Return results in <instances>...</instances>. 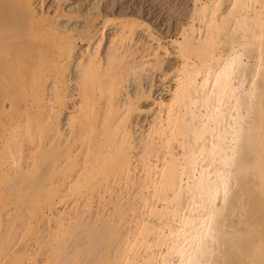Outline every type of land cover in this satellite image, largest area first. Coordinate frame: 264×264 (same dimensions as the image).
<instances>
[{
    "label": "bare ground",
    "instance_id": "bare-ground-1",
    "mask_svg": "<svg viewBox=\"0 0 264 264\" xmlns=\"http://www.w3.org/2000/svg\"><path fill=\"white\" fill-rule=\"evenodd\" d=\"M61 1L67 0L53 10L43 7L44 0H7L14 7L0 8V264H166L173 259L165 241L180 233V222L172 218L170 193L181 190L180 175L188 188V124L194 118L210 122L203 101L216 82L207 73L233 48L242 53L241 79L249 81L241 87L252 94L237 92L230 100L240 115L227 135L235 148L228 153L234 157L233 175L213 230L230 259L260 264L262 0L192 1L191 19L171 40L181 63L172 73L162 71L172 74L168 97L155 95L153 83L142 86L143 75L161 69L162 57L172 53L154 30H144L147 21L110 14L98 5L82 13L83 25L70 27L59 20L74 16L59 9ZM140 33L153 44L141 42ZM174 73L181 78L179 92ZM131 76L138 77L140 90L122 95ZM218 170L223 165L208 166L205 183L215 180Z\"/></svg>",
    "mask_w": 264,
    "mask_h": 264
},
{
    "label": "snow or ice",
    "instance_id": "snow-or-ice-1",
    "mask_svg": "<svg viewBox=\"0 0 264 264\" xmlns=\"http://www.w3.org/2000/svg\"><path fill=\"white\" fill-rule=\"evenodd\" d=\"M145 8L154 7L157 11L163 10L166 14L176 17L180 12L178 0H144ZM14 7L13 4L3 2L0 8L5 11ZM233 8L236 5H232ZM242 7L251 10V5ZM262 16H264V0L260 4ZM39 11V5H37ZM141 20L144 17H140ZM145 31L152 32L154 26L151 21L143 24ZM179 52V48L176 49ZM243 69L242 53L239 49L233 50L218 64L215 69H209L207 75L215 80L212 94L205 92L203 103L208 105V111L211 116L208 118L209 123H202L197 119L189 122L187 135L189 143L186 146L187 155L185 157L188 177V188H183L184 178L179 176L181 190L179 192L173 188L170 195L173 197V220H179L180 233L183 239L177 241L173 233V238L166 239L165 247L171 251L173 259L166 261V264H245L243 261L230 259L221 249L218 243L217 234L213 230L214 222L221 216L222 202L227 199L229 186L233 173L229 152H234L235 148L229 145L227 135L228 129L233 127V122H239L240 115L238 109H234L230 103L231 98L237 92L241 95L250 96L252 93L245 92L241 87L249 81L241 79ZM179 71V69L177 70ZM176 80V88L179 92L181 78L173 74ZM251 85L255 87V79H252ZM239 104V101H238ZM226 105L227 111H221V106ZM231 114V115H230ZM211 137V147L206 148L209 144L208 137ZM235 141H233V144ZM262 149H264V132H262ZM213 164L223 165V170L215 172L216 179H209L205 183L203 172ZM199 170L200 176L195 173ZM199 181V183H198ZM199 192L197 198L196 192ZM264 191V189H262ZM191 229L189 231L188 229ZM264 264V259L260 261Z\"/></svg>",
    "mask_w": 264,
    "mask_h": 264
},
{
    "label": "rangeland",
    "instance_id": "rangeland-1",
    "mask_svg": "<svg viewBox=\"0 0 264 264\" xmlns=\"http://www.w3.org/2000/svg\"><path fill=\"white\" fill-rule=\"evenodd\" d=\"M193 0H178L180 12L176 17H173L171 15L166 14L163 10L157 11L154 7H148L145 8L144 6V0H67V1H61V5L59 8L61 11H69L74 16H77L76 18L69 17L72 19H69L68 17H62L59 20L61 21V24H68L67 26H81L85 23L83 21V14L87 12L88 10H96V7H100L104 12H109L110 14H129V15H136L139 17H144V20L149 22L151 21V25L154 26V34L158 37H161V42L164 44L170 52L173 53L174 48L171 40L178 38L180 36V26L189 21L190 13L192 10V7L194 5ZM155 2V0H154ZM58 4H60L59 0H44L43 7L45 9L53 10L54 7H56ZM223 8H226L224 5ZM82 12H81V11ZM112 11V12H111ZM80 13V14H79ZM77 14V15H76ZM82 14V16H80ZM80 17V18H79ZM70 20V21H69ZM85 20V19H84ZM101 22L102 21H98ZM113 26L110 25L107 27V37L109 36L110 32L112 31ZM141 35L143 39H141ZM138 39H140L141 42L147 41L150 42L149 44H153L152 40L148 39V36H146L145 33H140L138 35ZM81 44L78 45V47ZM173 49V50H172ZM170 54L169 56H163L162 57V67L161 69L157 70H151L147 72V74L143 75L142 78V86L145 88L150 87V85L153 83V91L155 95H163L165 97H168L169 95V89L171 88V81L170 77L172 74L168 76H163L162 71H166L169 73H172L174 70V67L178 66L181 61L175 57L174 53ZM75 67V66H74ZM75 68H73L74 70ZM74 72V71H73ZM130 79V80H129ZM128 81L125 83V88L122 89V95H127L129 93L130 95L136 94L138 90H140V86L138 81V77H129ZM132 79V80H131ZM138 84V85H137ZM128 85V86H127ZM125 90V91H124ZM127 90V92H126ZM76 91H73L75 93ZM126 93V94H125ZM76 96V95H75ZM75 96L72 99H76ZM125 96H122L124 98ZM71 105V101L68 103V106ZM67 114V110L65 112ZM65 114V115H66ZM139 115L134 114V118L137 120L140 119ZM135 119V120H136ZM137 122V121H136ZM136 122L134 124H136ZM65 127V126H64Z\"/></svg>",
    "mask_w": 264,
    "mask_h": 264
}]
</instances>
